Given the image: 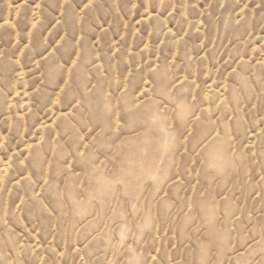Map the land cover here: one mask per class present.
Returning a JSON list of instances; mask_svg holds the SVG:
<instances>
[{"label": "rangeland", "instance_id": "1", "mask_svg": "<svg viewBox=\"0 0 264 264\" xmlns=\"http://www.w3.org/2000/svg\"><path fill=\"white\" fill-rule=\"evenodd\" d=\"M0 264H264V0H0Z\"/></svg>", "mask_w": 264, "mask_h": 264}]
</instances>
